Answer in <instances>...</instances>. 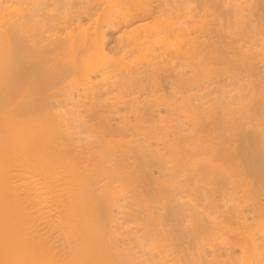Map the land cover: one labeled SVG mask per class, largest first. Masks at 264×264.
Masks as SVG:
<instances>
[{
	"label": "bare ground",
	"instance_id": "bare-ground-1",
	"mask_svg": "<svg viewBox=\"0 0 264 264\" xmlns=\"http://www.w3.org/2000/svg\"><path fill=\"white\" fill-rule=\"evenodd\" d=\"M57 1L54 9L48 0H0V264H264V200L252 197L264 199V123L240 135L248 142L238 150V133L227 141L219 138L222 129L218 136L204 133L205 114L199 113L210 111L203 101L174 106L188 84L181 73L186 63H194L189 77L206 90L215 82L206 85L204 72H211V61H220L216 55L204 60L211 52H204L201 32L189 37L185 1L175 0L177 14L174 0H107L102 12L96 7L102 0ZM67 3L79 9L65 8ZM84 15L89 25L71 28ZM121 27L115 57L107 48L108 32ZM249 39L245 49L238 47L254 72L264 46L253 47L255 37ZM221 46L225 56L234 43L231 53ZM169 57L178 60L181 72L176 65L169 72ZM214 87L207 94L217 93ZM227 91L223 87L214 98ZM161 104L178 107L187 121L180 125L169 110L168 123L158 124ZM208 114V122L219 124L220 117ZM236 116L229 112L220 124L241 127L243 119ZM165 126L172 128L171 138ZM259 143L262 153L252 155ZM130 157L139 165L130 164ZM243 160L249 165L240 172L236 167ZM252 179L256 186L250 188ZM143 200L152 205L142 207ZM249 200L255 226L246 210ZM186 205L189 237L182 232L189 221ZM206 206L218 214L211 217Z\"/></svg>",
	"mask_w": 264,
	"mask_h": 264
},
{
	"label": "rangeland",
	"instance_id": "rangeland-1",
	"mask_svg": "<svg viewBox=\"0 0 264 264\" xmlns=\"http://www.w3.org/2000/svg\"><path fill=\"white\" fill-rule=\"evenodd\" d=\"M49 2H50V4H51V6H52V8H54V9H57L58 7H57V0H48ZM171 1H173V0H171ZM185 2H186V4L187 5H184L185 4V2H184V4H182V6L183 7H185V8H183V11H185L186 12V15H184L185 17L184 18H186V24H184L186 27H188V30L187 31H189L190 30V34L191 35H189V37L191 36V38H193V36H195V37H197L199 34H200V32H201V38L203 37L204 39H202V40H206V43H205V45L203 46L204 47V52L207 54V53H209V52H211L210 54H207V56L204 58V60L206 59V60H208L211 56H213V57H215V55L216 56H218V58L220 59V61H223V63L222 62H220V61H218V60H216V63H215V60L214 61H211V66L213 67V68H211L210 67V65L208 64V68L210 67L212 70H211V72L210 71H205L204 73L206 74V73H208V75H205L204 77L206 78V85H208V84H211L212 82H215V83H217V84H215V83H212L211 84V86H214L215 85V87H214V89L213 90H215L218 94H220L221 92L220 91H222V89H223V87H224V90H225V92L227 91V96H225L224 98L223 97H219V99L221 100V102L220 101H218L219 99H215L214 98V96L215 95H217V96H219L217 93H215V94H212L211 95V93L209 92V94H207V90H209V88H211V86L210 85H208V87L206 88V90H205V88H201L200 86H199V83L198 82H196V81H192L193 79V71H192V68H193V66H194V69H195V65H194V63H191L193 66H190L191 64L190 63H186V66L184 65V67H185V69L183 68V69H181V70H183L182 72H181V70H179L178 68H177V61L175 60V59H173V58H171V57H169L170 59L169 60H167V61H169L168 63H165V64H168L167 65V67H169L170 65H174L173 67H175V65H176V71H178V73L179 72H181V73H183L184 74V79L187 81L188 80V84L191 82V85L189 84H187V86L185 87V92H184V94L182 95H177L178 96V100H179V102H178V100L175 102L174 100H173V102H175L174 103V106H176L178 103H179V105H178V107H180L181 105V108H183V106L185 105V106H188V108L189 107H191V105L194 107V104L195 105H197V104H200V103H202V101L204 102V104H203V107L206 109H208L210 112H208V113H216L217 112V110L216 109H218V112L220 113H218V114H215V117L217 118L216 120L217 121H219V117L221 118L220 119V121H219V124H220V122H222V118L223 117H228V114H229V112H232V113H235L237 116V118H239L240 120L241 119H243L241 122H243L244 124H242V125H244V126H242L241 125V127H242V129H244V127H245V129L243 130V132L241 131V127H239L238 126V124L236 125L237 126V128H236V126H234L233 125V127H229L230 129V131L229 130H226L227 128H226V126L222 123V124H220L221 125V127L219 126V124H214L213 122H211L210 123V121L208 122V120H210L209 118L210 117H207V112L206 111H204V112H202V111H200V113L199 114H202L203 113V115L205 116H202V117H204L203 119L205 120V122H203L204 120L202 119V122H203V126L204 127H202L203 128V130H206V131H204V133L205 134H210V135H213V136H216L218 133H220V134H218L219 135V138L221 139V140H223L225 137L227 138V137H229V136H227V135H232L233 134V136L232 137H234V135L235 134H237L238 133V135L239 136H237V135H235V139L238 137V142L237 141H235V143H234V146L236 145L237 147V149L238 150H240V147L243 145L244 146V144H247V142H245V141H241V139H239L240 138V135H242L243 133H245L246 132V130H248V133L249 132H251L252 133V130L255 128V129H257L256 127H254V124H256V123H259V125L262 123H264V120H261V119H264V105H262V103H264V85H262V83L264 84V56L262 57V55H259L258 57H256L257 58V60L258 59H260V60H258V64L256 63V65L254 66L255 67V71L253 72V70H254V68L253 67H247L249 64H247V65H245L246 63H248L247 61H248V59L246 60L245 58H244V56L241 54V50L239 51V47H242V45H243V47L242 48H244V47H247V43L248 44H250V42H246L245 41V39L248 41V36L250 35V39L252 38H254L255 37V40L253 39V41H255L256 43H257V45L255 44V46H253V47H256V46H261V47H263L264 45L262 44V43H264V0H234V3H233V0H184ZM229 1V2H228ZM232 1V3H230ZM236 1V2H235ZM239 1H240V5H241V7H239V9L238 10H240V9H242V6L244 5V3H245V5L243 6L245 9H242L241 11V15L238 13V15L240 16V18H239V16L237 15V14H235V13H237V12H240V11H238L237 9V11L235 10L234 11V9L235 8H233L234 6H235V3H237V4H239ZM262 1H263V3H262ZM48 2V3H49ZM76 2V1H75ZM74 2V4L75 5H77L76 3ZM79 2V1H78ZM98 1H96V4H97V8L98 7H100L101 8V12H102V10H103V8H104V6H105V4L107 3V0H104V4H103V0H102V3H101V1H100V3H97ZM174 2V3H173ZM171 4H173V5H175L174 6V10H175V7H176V5H177V7H179L178 6V2L176 1L175 2V0L173 1ZM229 3L230 4H232V5H230L229 6ZM68 4V3H67ZM67 4H65V8H69L70 6H72L71 4H68V6H67ZM101 4V5H100ZM99 5V6H98ZM258 5H261V6H258ZM187 6V7H186ZM76 7V6H75ZM177 7H176V13L175 14H177ZM236 7V6H235ZM247 7H249V9H247ZM253 7V8H252ZM230 9V12H229V9ZM70 9H71V7H70ZM77 9H79V7H76V9L72 6V10H77ZM261 9V10H260ZM49 10H53V9H51L50 7H49ZM172 10H173V8H172ZM248 10V11H247ZM251 10V11H250ZM247 12V16L246 15H244V13L246 14V12ZM249 11H250V13H249ZM99 12H100V9H99ZM179 12V11H178ZM185 12H183V14H185ZM232 12V13H231ZM234 12V13H233ZM252 12V13H251ZM243 13V14H242ZM259 13V14H258ZM227 14H229V15H227ZM237 15L238 17H235V15ZM242 15L244 16V17H242ZM259 15V16H258ZM248 18H246V17ZM228 17V18H227ZM235 17V18H234ZM242 17V18H241ZM261 17V18H260ZM81 19H82V21H81ZM241 20L242 19V21H244V19H246L244 22H240V20H239V22L238 21H235V20ZM79 20V21H78ZM205 20V21H204ZM74 21L75 22H73V26L71 25V28L72 27H74V25H76V23L78 22H80V23H82V27H87L88 25H89V22H90V19H89V16H87V15H84V16H82L81 18H77V19H74ZM149 21H151L152 22V18L151 19H149ZM200 21H202V22H200ZM211 21H213V23H211ZM217 21V22H216ZM228 21V22H227ZM185 22V21H184ZM236 22V23H235ZM75 23V24H74ZM201 23V24H200ZM218 23V24H217ZM244 25V27L242 28V24ZM203 24H206V25H208V26H206V25H203ZM214 24V25H213ZM216 24V25H215ZM223 24H225L224 26H223ZM227 24L229 25V26H227ZM235 24H238V25H235ZM240 24V25H239ZM211 26V27H210ZM216 26V27H215ZM222 27V28H220V27ZM226 26V27H225ZM237 26H239V27H237ZM240 26H241V28H240ZM212 28L211 30H212V33H210L209 35H211V37L208 35V33L207 32H205V34H207V36L205 35L204 36V33L202 32L203 31V29H204V31L205 30H207L208 28ZM70 27H69V29H71ZM216 28V29H215ZM221 29L220 30V33H219V30L218 29ZM234 28H236V29H234ZM238 28V29H237ZM245 28H247V29H245ZM69 29H67V31L69 30ZM120 29L121 30H123V28L121 27V28H119L118 30H116V31H112V32H108V50H109V48H110V54L112 53V55L113 56H117L118 57V55H119V53H118V50L116 49V36L118 35V33L120 32ZM239 29H242V30H239ZM192 30V31H191ZM213 30H215V32H216V34H215V32H213ZM232 30V31H231ZM233 30H235V31H233ZM238 30V31H237ZM243 30H245V31H243ZM229 31H230V33L232 32V34H230L229 33ZM241 31H242V33H241ZM247 31H249L248 33H247ZM191 32H193V34L191 33ZM235 32V33H234ZM239 32V33H238ZM243 32H245V33H243ZM196 33H199V34H196ZM219 33V34H218ZM227 33H229L230 35L228 36V34ZM120 34V33H119ZM189 34V33H188ZM213 34V35H212ZM243 34L245 35V34H248V36L246 35V36H243ZM217 37H216V36ZM221 36V37H220ZM229 38H228V37ZM233 36V37H232ZM235 36V37H234ZM188 36H187V39H191V38H189ZM206 37H207V39H206ZM210 37V38H209ZM200 38V39H201ZM209 38V39H208ZM228 39V40H227ZM230 39V40H229ZM232 39H233V41H232ZM250 39H249V41H250ZM218 42H217V41ZM221 40V41H220ZM257 40V41H256ZM208 41V42H207ZM227 41H229V42H227ZM244 41V42H243ZM189 42V41H188ZM213 42H214V44H213ZM215 42H217V44H215ZM227 42V43H226ZM231 42H232V46H233V43H234V46H233V49H232V46H231ZM236 42V43H235ZM246 42V43H245ZM252 42V41H251ZM245 43V44H244ZM259 43H261V44H259ZM235 44H236V47H238L239 46V44H240V46L238 47V48H236L235 47ZM215 45H216V47H215ZM219 45V46H218ZM222 45V46H221ZM229 45H230V48L232 49V51H231V49L229 48ZM246 45V46H245ZM207 46V48L205 49V47ZM220 46L221 47H227L226 48V50L225 51H229V53H231V54H226L225 56H224V51H223V49L221 48L220 49ZM235 47V48H234ZM215 48H217V49H215ZM224 48V49H225ZM229 48V49H228ZM264 48V47H263ZM235 49V50H234ZM245 49V48H244ZM214 50V51H213ZM235 52H234V51ZM220 51V52H219ZM223 51V54L221 53ZM231 51V52H230ZM264 51V50H263ZM212 52H214V53H212ZM216 52V53H215ZM218 52V53H217ZM234 52V53H233ZM236 52H237V54H236ZM239 52V53H238ZM221 53V54H220ZM210 55V56H209ZM221 55V56H220ZM231 55H234V56H236L237 55V57L235 58L234 56H231ZM223 57V58H222ZM234 57V58H233ZM239 57V58H238ZM261 57L263 58V60H261ZM231 59V60H230ZM194 60H196V59H194ZM226 60H227V62H226ZM228 60H229V62H228ZM256 60V59H255ZM219 63H218V62ZM232 61V62H231ZM233 61H235L234 63H233ZM263 63H261V62ZM244 62H246V63H244ZM214 63V64H213ZM218 63V64H217ZM236 63H238V64H236ZM241 63H243L244 64V66H243V64L241 65ZM222 66H221V65ZM259 65V66H258ZM172 66H170L168 69H170L169 70V72L171 73L172 71H171V69H172ZM191 68H190V67ZM216 66H217V70L219 71H217V75H216ZM256 66H258L259 67V69L260 70H262V72H261V74L258 72V70L256 71V69H258ZM245 67V68H244ZM210 68H209V70H210ZM214 68H215V70H214ZM227 68H228V71H227ZM247 68H249V69H253L252 70V72L249 70V69H247ZM191 69V70H190ZM259 70V71H260ZM174 72V73H176L177 74V72ZM215 71V72H214ZM225 71V72H224ZM246 71H248V72H246ZM250 71V72H249ZM211 73H212V75L214 74V76H210L211 75ZM219 73V74H218ZM253 73V74H252ZM260 75V78H258V76ZM263 75V76H262ZM192 77V78H190V77ZM213 78V79H212ZM258 78V79H257ZM262 78V79H261ZM173 79V80H172ZM192 79V80H191ZM211 81V79L213 80V81H209V80ZM216 79V80H215ZM171 81H173V82H175L174 80H175V78H171L170 79ZM218 80V81H217ZM258 80L260 81V83L258 82ZM263 80V81H262ZM193 82H194V84H193ZM198 83V84H196V83ZM210 82V83H209ZM186 85V84H185ZM199 86L200 87V89H198V87L197 86ZM219 85V87H217V86ZM176 86V85H175ZM190 86H191V89H190ZM263 86V87H262ZM187 87H189V88H187ZM193 87V88H192ZM196 87V88H195ZM222 89H221V88ZM176 88V87H175ZM220 88V89H219ZM226 88V89H225ZM262 88V89H261ZM187 89H188V91H187ZM203 89V90H202ZM189 90H191V91H189ZM193 90V91H192ZM196 91V93H195V91ZM218 90V91H217ZM220 90V91H219ZM233 90V91H232ZM262 92H261V91ZM204 91V92H203ZM206 91V92H205ZM230 91H231V93H230ZM189 92V93H188ZM213 92V91H212ZM162 93V92H161ZM173 93H175V91L173 92ZM206 93V94H205ZM261 93V94H260ZM228 94H230V97L228 96ZM231 94H234V95H236V96H233V95H231ZM239 94V95H238ZM193 95H195V96H197V98L195 97V96H193ZM202 95V97L200 98V96ZM208 95V96H207ZM188 97V98H186V97ZM193 96V97H192ZM232 96H233V98H232ZM263 96V97H262ZM199 97V98H198ZM207 97V98H206ZM235 97V98H234ZM237 97V98H236ZM148 98H151V96H149ZM183 98H185V100L183 99ZM231 98V100H229ZM262 100H260V99ZM198 99V100H197ZM210 99V100H209ZM225 99V100H224ZM234 99H235V101H234ZM240 101H239V100ZM253 99V100H252ZM254 99H258V101L257 100H255L254 101ZM188 100V102H186ZM206 102H205V101ZM242 100V101H241ZM251 100H252V102H251ZM260 100V101H259ZM181 101V102H180ZM211 103H210V102ZM222 101H223V103H222ZM250 101V102H249ZM173 102H171V103H173ZM207 102H209V103H207ZM254 102H255V104L256 103H258L259 105H255L254 104ZM55 103V102H54ZM182 103V104H181ZM222 104V105H220V104ZM237 103H238V105H237ZM242 105H240V104ZM243 103V104H242ZM170 104V103H169ZM169 104H167L168 106V108L167 107H164V105L163 104H161V106L159 107V110H161L160 112L161 113H159V114H157V116L155 117V119H156V121L159 119L158 117H160L159 115H161V116H164V117H160V121L158 122V124H160L161 122H162V124H160V125H163L164 126V124L166 125V123H168V122H166L165 123V121H167V119H165V116L166 117H168V115L170 114L169 112L171 111L172 113H173V117L175 116V118L177 117V119H178V121L177 122H179V120H180V125H183V123H184V121H187V119H186V117H184V115H183V113H181V112H178L177 111V108L178 107H175V108H173V109H170V108H172V107H174L173 106V104L172 105H169ZM187 104V105H186ZM189 104V105H188ZM206 104H208V105H206ZM216 104V105H215ZM250 104V105H249ZM55 105H56V103H55ZM251 105H253V106H251ZM255 105V106H254ZM185 106H184V108H185ZM211 108H210V107ZM215 108H214V107ZM229 106H231V107H229ZM234 106V107H233ZM239 106V107H238ZM250 106V107H249ZM256 106L258 107V109H260V110H256ZM263 106V107H262ZM252 107V108H251ZM161 108V109H160ZM203 108V109H204ZM210 108V109H209ZM214 108V109H213ZM246 108H247V110H246ZM250 108V109H249ZM255 108V109H254ZM168 109V110H167ZM204 109V110H205ZM206 109V110H207ZM221 109V110H220ZM234 111H232V110ZM240 109V111L238 112V110ZM263 109V110H262ZM170 110V111H169ZM172 110H175V111H172ZM211 110H213V111H211ZM223 110V111H222ZM250 110V112L254 115L255 113L257 114H255L254 116H252V114L250 113V112H247V111H249ZM262 110V111H261ZM229 111V112H228ZM244 111V112H243ZM240 113L241 112V114L239 115L238 113ZM177 113V114H176ZM180 115H179V114ZM247 113H249V114H251V115H249V114H247ZM258 113L260 114V115H258ZM177 116H176V115ZM227 114V115H226ZM243 114V115H242ZM245 114V115H244ZM77 115V114H76ZM75 115V116H76ZM209 116H210V114H208ZM221 115H223V116H221ZM226 115V116H225ZM262 115V116H261ZM181 116V117H180ZM211 116H212V114H211ZM245 116V117H244ZM248 116V117H247ZM261 116V117H260ZM213 117H214V115H213ZM164 118V120H162ZM182 118H184V119H182ZM246 118V119H245ZM253 118H255V119H253ZM258 120H257V119ZM260 118V119H259ZM68 119V118H67ZM252 119V120H251ZM118 120V118L117 119H115L114 121H112V123H114V125H115V122ZM169 120V119H168ZM247 120V121H246ZM257 122H256V121ZM74 121H75V119H74ZM182 121V122H181ZM245 121V122H244ZM263 121V122H262ZM73 122V121H72ZM76 122V121H75ZM118 122V121H117ZM240 122V123H241ZM261 122V123H260ZM77 124H79V122H76ZM169 123H170V120H169ZM182 123V124H181ZM188 123V122H187ZM225 123V122H224ZM254 123V124H253ZM190 124V123H189ZM205 124H206V126L208 127L209 126V128H207L206 126H205ZM211 124V125H210ZM213 126V127H212ZM218 126V127H217ZM256 126V125H255ZM263 127H264V124L262 125ZM169 126H165V130H166V133L168 132L169 133V135H170V138H171V135L173 134V130H172V128L171 127H169ZM224 127V128H223ZM171 128V130H169ZM205 128V129H204ZM239 128V129H238ZM222 129V130H221ZM224 129V130H223ZM236 129V130H235ZM238 129V130H237ZM249 129H251V131L249 130ZM253 130L254 132H256V130ZM165 130H163V131H165ZM214 130H215V132H214ZM221 130V131H220ZM241 132H240V131ZM220 131V132H219ZM222 131H224V132H222ZM232 131V132H231ZM233 131H234V133H233ZM239 131V132H238ZM214 132V133H213ZM230 132V133H229ZM236 132V133H235ZM216 134V135H215ZM222 134V135H221ZM223 134H225V135H223ZM217 135V136H218ZM230 135V136H231ZM223 138H221V137ZM169 137V136H168ZM219 138H217V140H219ZM225 138V139H226ZM239 140H240V142H241V144H240V142H239ZM226 141H227V139H226ZM244 142V143H243ZM228 143V142H227ZM249 144V143H248ZM154 145L156 146V144L154 143ZM153 145V146H154ZM229 145V144H228ZM240 145V146H239ZM154 146V147H155ZM233 146V147H234ZM262 145H261V143H259V146L257 147V149L256 150H254V152H252V155L253 154H256V155H259L260 153H262V152H260L259 153V150L260 149H262V147H261ZM158 147H160V149H163L162 147H163V145L162 144H160ZM259 148V149H258ZM242 149V148H241ZM263 150V149H262ZM262 150H260V151H262ZM241 153V152H240ZM241 155V154H240ZM243 155V154H242ZM131 160V161H130ZM130 160L128 159V161H129V163L130 164H134L135 165V163H136V165L138 164L139 165V161H137V160H134V159H131V157H130ZM248 165H249V161L248 160H243V162L241 161V164L239 165V168H238V166L236 167L237 168V170H239L240 172L243 170L244 171V169H245V171H247V169H248ZM155 169H153V175H156L155 177H157L158 175H159V172H157L158 171V168L157 167H154ZM130 169H134V166H132V167H130ZM238 171V172H239ZM242 171V172H243ZM160 176H161V174H160ZM160 179H164V177L163 176H161L160 177ZM252 182H250V184L252 185V187H251V185H249L250 186V188H253L254 187V185L256 186V181H253V179L251 180ZM253 191V190H252ZM255 196V197H254ZM257 196V197H256ZM252 197H254L253 199H262L261 201H263L264 199H263V197H261V196H258V195H253ZM251 197V198H252ZM141 201V200H140ZM250 201V202H249ZM248 202H247V206H246V210H248L247 211V213H248V217H249V222H252L253 221V216H252V213H251V209H252V202H253V200H249ZM143 202V205H142V207H144L145 205H144V202L146 203H148L147 205H152V203L150 204V201L149 200H146V201H142ZM142 202H140L141 204H142ZM190 202V203H189ZM188 202V205L190 206V204H191V206L193 205V204H195V202H194V200L191 202V201H189ZM252 203V204H251ZM187 204V203H186ZM146 205V206H147ZM188 205H186L185 206V210H184V212L185 213H188L187 214V218L186 219H188L187 221V223H185V228L183 229V233H185V235H186V237H189V235H190V233H187L186 231H188L189 230V226H190V219L191 218H189L190 216H189V211H190V209L192 210V207L189 209L188 208ZM193 207H194V205H193ZM207 207H208V209H207ZM189 209V211H188V209ZM209 206H206L205 207V209L203 210L204 212H206L207 214H209V210H211L210 212H212L213 214H212V216L211 217H213V216H215V215H217L218 213L216 212V211H214L212 208H210ZM194 210V209H193ZM206 210H208V211H206ZM116 211V210H115ZM114 211V214H116L117 213V211L115 212ZM211 214V213H210ZM251 214V215H250ZM189 216V217H188ZM210 216V215H209ZM252 217V218H251ZM255 221V220H254ZM253 221V226H255L257 223H256V221L254 222ZM256 223V224H255ZM169 225H171V224H169ZM189 225V226H188ZM173 225H171V226H168L169 228L170 227H172ZM174 228V226L172 227V229ZM175 229V228H174ZM172 230L173 232H175V236H182V232L181 231H179V230H177V229H175V230ZM223 230V229H222ZM256 230V229H255ZM179 232V233H178ZM180 234V235H179ZM185 235H183L184 236V238H186L185 237ZM180 239L181 238H177V239H174V241L175 242H173V243H176V242H179L180 241ZM221 239V238H220ZM219 239V240H220ZM186 240H188V239H186ZM218 240V241H219ZM173 243H172V245H173ZM171 245V244H170ZM169 245V246H170ZM173 246H175V247H177L175 244L173 245ZM177 249V248H176ZM207 250H208V254H211V249L210 248H207ZM180 254V253H179ZM181 255V254H180ZM184 262V261H183Z\"/></svg>",
	"mask_w": 264,
	"mask_h": 264
}]
</instances>
